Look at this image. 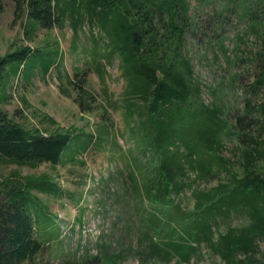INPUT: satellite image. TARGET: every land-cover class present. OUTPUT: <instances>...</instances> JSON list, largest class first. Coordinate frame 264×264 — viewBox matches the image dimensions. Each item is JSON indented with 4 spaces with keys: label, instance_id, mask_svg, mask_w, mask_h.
I'll return each mask as SVG.
<instances>
[{
    "label": "trees",
    "instance_id": "1",
    "mask_svg": "<svg viewBox=\"0 0 264 264\" xmlns=\"http://www.w3.org/2000/svg\"><path fill=\"white\" fill-rule=\"evenodd\" d=\"M12 1L14 13L25 10L28 19L43 29L60 25L68 8L74 22L87 18L108 40L107 60L114 52L120 56L127 93L157 114L149 127L143 126L145 142L136 146L148 166L140 156H133L122 180L132 193L137 217L146 222L143 229L140 220L137 225L139 258L190 262L204 243L222 264H264V249L259 246L264 242V0H254V12L243 0L238 14L253 21L251 29L259 44L250 52L257 70L251 88L255 97L246 99L233 122L221 107L203 105L192 95L198 96L200 88L191 81L192 65L189 58H182V47L188 35L194 39L206 35L196 30L207 26L201 18L191 19L188 0ZM215 15L219 18L222 13ZM257 95H262L259 101ZM179 132L185 135L181 141ZM78 139L32 134L0 112V163L57 164L74 151ZM226 139L235 142L238 173L222 155ZM191 174L197 180L221 174L229 179L204 193L193 189ZM32 190L57 193L44 178L20 182L9 176L0 182V264L30 262L45 245L51 248L50 243L60 238L59 224L47 216ZM187 191L195 201L191 211L181 205ZM233 217L244 224L232 226ZM222 223L224 232H220ZM130 251L103 245L98 256H85L79 263L121 264Z\"/></svg>",
    "mask_w": 264,
    "mask_h": 264
},
{
    "label": "rangeland",
    "instance_id": "2",
    "mask_svg": "<svg viewBox=\"0 0 264 264\" xmlns=\"http://www.w3.org/2000/svg\"><path fill=\"white\" fill-rule=\"evenodd\" d=\"M188 1L191 19L201 18L207 26L196 30L198 35L203 31L206 35L195 39L188 35L182 47V58H189L192 65L191 81L200 88L198 96L192 95L203 105L221 107L233 122L246 99L255 97L251 88L257 70L250 52L258 48V34L251 29L253 21L238 17L243 0ZM245 1L254 12L257 3ZM218 12L222 13L219 18ZM256 28L262 32L259 25ZM103 33L87 18L74 22L70 8L60 25L43 29L28 19L25 10L14 13L12 0H0V63L4 66L0 69V112L32 134L80 137L74 151L57 164L0 163V182L9 176L20 182L44 178L57 189L55 194L31 191L47 216L59 224L61 235L50 243L51 248L45 245L24 264H80L85 256H98L103 245L131 249L121 264H179L176 259L142 261L135 253L140 248V219L132 193L122 180L133 156H140L141 163L148 166L136 146L145 142L142 130L157 114L127 93L121 58L114 52L107 60L108 40ZM211 34L216 39L211 40ZM21 52L26 54L18 57ZM182 137L185 135L179 132L177 139ZM225 145L222 155L238 173L235 142L226 139ZM191 176L193 189L204 193L229 179L224 174L205 180ZM194 204L193 196L185 192L183 209L191 211ZM231 222L232 226L244 224L235 217ZM145 224L140 220L141 229ZM225 228L222 223L220 232ZM259 246L263 250L264 242ZM198 252L190 262L181 264H222L204 243Z\"/></svg>",
    "mask_w": 264,
    "mask_h": 264
}]
</instances>
